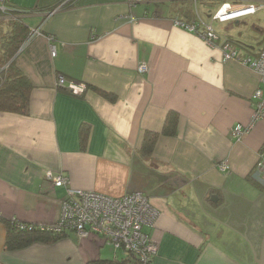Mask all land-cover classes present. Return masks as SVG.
Listing matches in <instances>:
<instances>
[{
    "label": "crops",
    "instance_id": "0c3cea01",
    "mask_svg": "<svg viewBox=\"0 0 264 264\" xmlns=\"http://www.w3.org/2000/svg\"><path fill=\"white\" fill-rule=\"evenodd\" d=\"M219 1L6 0L10 18L29 31L41 28L45 37L15 57L34 86L28 112H0V264L117 257L136 264L101 237L72 231L54 244L4 249L6 222L56 224L68 189L148 196L159 211L143 228L159 246L153 264H257L264 235L257 170L264 117L254 120V94L260 89L264 95V82L245 60L264 48V28L255 24L264 9L244 22H212ZM199 17L213 24L215 46L175 24L201 26ZM6 23L0 21V30ZM46 36L54 38L56 57ZM227 43L236 57L226 58ZM141 63L146 73L139 72ZM59 76L84 83L85 93L57 87ZM171 112L178 115L175 135L164 133ZM251 125L241 138L234 134ZM147 132L159 137L144 158ZM221 163L228 168L221 170ZM60 172L70 182L54 187L48 175Z\"/></svg>",
    "mask_w": 264,
    "mask_h": 264
},
{
    "label": "built area",
    "instance_id": "2783aa9c",
    "mask_svg": "<svg viewBox=\"0 0 264 264\" xmlns=\"http://www.w3.org/2000/svg\"><path fill=\"white\" fill-rule=\"evenodd\" d=\"M128 1L130 5L136 6L143 3H158L167 0ZM262 9H264V0H230L221 4L216 13L212 15V19L213 21L227 23L256 15ZM0 15L2 16L0 21L14 20V17H9L11 11L9 6L6 5V0H0ZM199 21L202 20L199 18ZM175 24L195 31L200 26L197 24L190 26L178 20L175 21ZM204 27V31L198 32L199 36L210 45L215 46L219 41V36L213 24L208 23ZM39 37H45L40 28L30 29V33L19 51ZM47 38L51 42V55L56 57L57 51L53 43L54 38L48 36ZM222 47L226 58L237 56V51L233 50L230 44H224ZM245 63L251 66L258 73L261 81L264 82V48L256 58H248ZM5 67L0 68V73ZM138 70L140 73H146L148 71L147 64L141 63ZM57 87L65 88L74 95H82L87 89L84 83L68 81L64 76H59ZM254 98L258 101L257 111L254 115V120H257L264 117V95L262 90L258 89L254 94ZM251 128L252 125L246 130L238 126L235 128L234 134L241 138ZM227 168L226 163L220 164L221 170ZM257 168L260 179L264 182V156L259 161ZM48 177L54 187L66 186L70 182L69 178L61 172L57 174L49 173ZM67 193V197L62 202L59 221L50 227H39L40 229H48L56 233L72 231L81 238L99 236L102 238L103 243L114 248L115 254L121 253L124 258L137 264H153L159 246L143 231V228L148 225L152 226L156 222L159 211L152 205L148 196L143 192H133L120 197H112L94 191L87 192L75 189H68ZM1 217L0 212V220ZM12 221L16 222L15 219H12ZM20 226L22 229L26 228L23 223ZM28 228L32 229L33 225H28Z\"/></svg>",
    "mask_w": 264,
    "mask_h": 264
},
{
    "label": "trees",
    "instance_id": "16d2710c",
    "mask_svg": "<svg viewBox=\"0 0 264 264\" xmlns=\"http://www.w3.org/2000/svg\"><path fill=\"white\" fill-rule=\"evenodd\" d=\"M6 24L9 25V28L4 29L2 24L0 30V68L6 66L0 73V112L26 114L29 110L30 95L34 86L31 80L17 67L15 57L30 31L20 20H10ZM69 93L71 92L69 91ZM177 122V113L171 112L166 120L164 133L175 135ZM158 137L157 133L147 132L145 134L141 156L149 158L152 155ZM21 223L20 221L13 222L12 220L6 222L5 250H19L35 243L54 244L63 239L66 236V232H69L56 233L34 226L32 229H29L28 224L25 223L26 228L22 229ZM125 263V261L115 259L113 261L91 262L88 264Z\"/></svg>",
    "mask_w": 264,
    "mask_h": 264
},
{
    "label": "rangeland",
    "instance_id": "374dc122",
    "mask_svg": "<svg viewBox=\"0 0 264 264\" xmlns=\"http://www.w3.org/2000/svg\"><path fill=\"white\" fill-rule=\"evenodd\" d=\"M168 1V0H167ZM226 1H230V0H222V1H219V3H218V7H217V9L211 14V16H210V20L212 21V22H217V21H213V19H212V15L213 14H215L216 13V11L219 9V7L221 6V4L222 3H224V2H226ZM129 2V1H128ZM130 5V4H129ZM253 16V15H252ZM201 17V16H200ZM199 17V18H200ZM201 19V18H200ZM203 19V18H202ZM259 19V20H258ZM257 20L258 21H255V24H257L259 27H262V28H264V11L263 12H261L260 14H259V18H258ZM239 19H237V20H232V21H229V22H227V23H233V22H237ZM244 18H242V20H241V22H244ZM201 23H202V25L200 26V27H198L197 28V32H199V31H204L205 29V27H204V25H206V24H208V22H206L204 19L201 21ZM210 23V22H209ZM218 23H221V22H218ZM210 24H212V23H210ZM218 24H216V26H217ZM248 28H250L251 30H253V26H251V24L250 23H248V25H246ZM258 26H256V29H258L259 27ZM215 29V28H214ZM40 30H41V32L43 33V31H42V29L40 28ZM259 30V29H258ZM216 31V30H215ZM263 32H264V29L262 30ZM44 34V33H43ZM255 34H258V32H256L255 31V33L253 34V35H255ZM219 36V35H218ZM46 38H47V36H46ZM20 50V49H19ZM19 53V52H18ZM263 157V156H262ZM261 157V158H262ZM259 163V162H258ZM219 167H220V164H219ZM257 167H258V164H257ZM258 169V168H257ZM263 182V181H262ZM262 184H264V182L262 183Z\"/></svg>",
    "mask_w": 264,
    "mask_h": 264
},
{
    "label": "water",
    "instance_id": "95a60500",
    "mask_svg": "<svg viewBox=\"0 0 264 264\" xmlns=\"http://www.w3.org/2000/svg\"><path fill=\"white\" fill-rule=\"evenodd\" d=\"M218 196L214 195L211 199L213 202H217ZM256 263L264 264V235L259 249V253H255Z\"/></svg>",
    "mask_w": 264,
    "mask_h": 264
}]
</instances>
